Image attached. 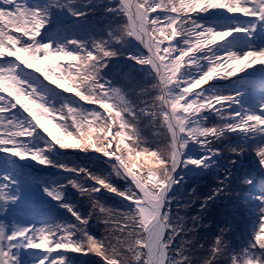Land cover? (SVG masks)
<instances>
[{"label": "snow or ice", "instance_id": "6c2138e0", "mask_svg": "<svg viewBox=\"0 0 264 264\" xmlns=\"http://www.w3.org/2000/svg\"><path fill=\"white\" fill-rule=\"evenodd\" d=\"M0 3L11 5L10 8H0V59L15 56V61L25 65L29 60L35 61L42 65L36 68V71L43 72L46 79L49 78V73L52 76L59 73L58 78L64 81L59 87L65 92L74 93L79 101L89 105H98L87 110H79L71 105H64L60 109L50 108L34 89L28 91L12 67H0V91L8 92V95L14 96L15 99L14 103L12 99L0 95V129L3 130L0 132V151L9 152L21 159L30 158L42 165L49 164L50 161L43 156V152L48 150L47 145L43 149H29L24 140L19 139L31 137L37 125L43 127V119L44 123L51 124L56 129V134L53 135L47 127H43L44 132L60 148L91 149L102 153L116 162L113 164V172L118 177L130 178L131 184L121 192L109 184L106 178L94 176L85 169H66L83 174L98 186L88 188L77 181H69L80 195L88 198L92 209L99 207L102 212L111 211L94 199L93 194L101 187L130 199L133 204L129 210L119 213L125 224L117 225L120 235L124 237H118L117 244L106 243L105 239L98 240L90 236L86 232V225L93 212L90 211L87 217L81 216L68 204L61 206L74 216L76 224L29 226L11 233H5L4 229L0 228V264H21L18 252L21 247L26 250H43L46 255L38 264H66V257L51 256L59 249L83 254L95 253L105 264H191V257L186 254L183 246L172 247L174 238L188 229L183 226V217L173 218L169 214V202L166 201L165 193L173 184L179 183L174 176L178 167L185 163L201 167L205 158L185 161L182 159V150L191 141L204 148L209 157L218 155L219 150L212 147V143L225 133H264V114L233 111L232 105L238 103V94L205 95L200 90L193 91L206 81H211L214 76L220 75L218 67H208V70L204 71L205 65L201 60L206 61L208 65L216 63L219 67H232V71L224 73L227 77H232L236 71H244V68L234 67V63L242 58L236 52L228 51L223 65L219 64L217 55L197 54L201 53L205 46L216 44V41L230 36L233 31L246 29L216 31L197 24L189 14L222 9L233 14L257 16L264 21V0H119L117 7L124 17V22L109 31L107 40L93 41L90 49L81 42L68 41L75 45L72 50L62 45L53 48L48 43L36 40L47 23L46 11L40 8L29 9L20 0H0ZM49 6L67 7L60 5L58 0H51ZM69 11L73 15H81L70 8ZM189 23L190 28L186 26ZM9 28L23 35L14 34ZM193 34L194 44L189 39ZM126 37H134L148 52L146 57L129 58L141 65L150 66L154 73L155 82L151 85V92L154 91L155 94L150 95V101L140 99L141 103L133 104L121 88L103 81L100 75L106 59L116 54L107 45L112 41L119 43ZM178 37L181 38L179 44L176 43ZM165 41L170 43L165 45ZM208 50L212 52V48ZM17 51L27 53L28 58L16 55ZM38 54H43V60H50L55 55L76 63L74 66L70 63L67 69H61L59 66L53 69L43 64ZM242 55L252 58L245 64V68L252 67L257 59L264 65V47L250 49ZM192 69H195V72ZM6 79L11 83L6 85ZM53 83L56 81L53 80ZM148 93L146 89H140V97L149 95ZM225 103L228 105L226 108ZM17 105L23 109V113L29 114L23 122L9 119L7 116ZM260 108L264 113V103ZM64 109H67L66 113ZM202 111L214 112L220 122L215 126H204L203 121L199 119ZM53 113L59 118L56 123H53ZM29 116L32 119H29ZM144 117L149 118L151 125L166 129V134L170 136L168 143L155 149L141 147L145 140L138 127V120ZM33 120L36 121L35 124ZM126 140L131 143H126ZM229 151L239 154L243 149L231 148ZM254 151L260 165L264 166V144L256 147ZM142 157L145 158L146 164H154V167L148 168L146 177L138 175L136 171L138 161ZM243 183L251 181L246 179ZM221 191L222 188H217L213 195ZM46 192L58 201L62 198L57 189H46ZM4 199L5 197L0 195V200ZM10 199L15 200L14 197ZM257 199L261 201L258 210L259 221H264V195L258 196ZM196 219L198 217H193V220ZM137 228L142 229V233L138 232ZM223 231L222 229L221 236L216 238L210 255L203 264H213L214 259L226 255L229 264H264L261 259L264 257V247L259 243L264 240L261 239L264 223H260V233H256V228L254 229L255 243L250 241L248 248L234 254L227 251ZM77 233L79 238L74 239ZM183 244L182 240L181 245ZM256 244H259L262 250L259 255L252 251ZM125 245L126 248L123 247Z\"/></svg>", "mask_w": 264, "mask_h": 264}, {"label": "trees", "instance_id": "16d2710c", "mask_svg": "<svg viewBox=\"0 0 264 264\" xmlns=\"http://www.w3.org/2000/svg\"><path fill=\"white\" fill-rule=\"evenodd\" d=\"M20 2L29 9L40 8L42 11L47 12V23L41 29L36 40L48 43L53 48L62 45L67 47L68 50H72L75 45L68 43V41H77L90 49L93 41L107 40L109 31L124 22L122 14L116 13L118 0H71V2L69 0H58L60 5H67V7H51L49 6L51 0H20ZM5 7L10 8L11 5L5 6L0 3V8ZM69 8L81 13V15H73ZM200 13L203 15L220 13L225 14V16L233 14L222 9H210ZM76 19L77 21L74 23L65 24ZM192 20L216 31L234 30L236 28L246 29V31L232 32L235 33L237 53L241 57L246 52V50H243L244 48L248 51L264 47L263 45L259 48L254 47L257 40L253 32L258 22L256 19L211 22L192 17ZM186 26L190 28L191 23ZM262 29L264 31V22ZM9 31L16 35H23V33H15L12 28H9ZM25 39H28V37H25ZM107 47L116 54L105 61V67L100 73L103 81L121 88L127 99L133 104L141 103L140 99L150 101V95L155 94L154 91L151 92V85L155 82V76L151 69H147L145 66L136 63L134 59L129 58L145 57L139 53L133 37H126L119 43L112 41ZM16 55L25 59L28 58V54L22 51H17ZM38 55L41 56L43 64L53 69L57 66L61 69H67L70 63L73 66L76 63L55 55L50 60H43V54ZM41 66V64L32 60H29L27 65L21 64L20 61H15V56L0 59V67H12L15 75L25 83L28 91L34 89L36 94L42 97L43 102L50 108L60 109L64 105H71L79 110L90 109L80 105L72 96L64 97L62 93H70L59 87L60 84L64 83L63 80L58 78L59 73L56 76L49 73V78L46 79L43 72L36 71V68ZM260 67H256V69L264 72V66ZM72 71H74V67ZM64 74L67 75V72ZM53 80L56 83H53ZM241 82L246 87L250 99L256 101L258 106L264 103V79L255 81L249 78L243 79ZM4 83L7 85L11 81L6 79ZM140 89H146L149 95L140 97ZM222 93H224L223 90ZM0 95L12 99L15 103L14 96H9L8 92L0 91ZM84 103L88 104L87 102ZM64 111L66 113L67 109H64ZM247 112L249 114H263L261 108L254 111L248 108ZM7 116L9 119H15L18 122L25 120L20 117V111L13 112L12 110ZM53 117V123H56L59 119L57 114L53 113ZM219 122V120H216L214 123H205V126H214ZM41 123L53 135L56 134V129L51 124L44 123L43 119ZM68 123L70 124L71 121L69 120ZM43 127H41L42 130ZM138 127L145 140V144H142L141 147L147 146L155 149L157 146L168 143L170 139V136L166 134V129L161 128L159 125H151L148 117L139 119ZM2 131L0 129V132ZM19 139L24 140L29 149H43L47 145L48 150L43 152V156L50 163L42 165L30 158L21 159L9 152L0 151V193L5 197L2 200V209L8 217L7 233L29 226L76 224L77 221L74 216L61 206L62 204H68L72 205L74 211L79 212L81 216L87 217L90 211L93 212L86 225V232L90 236L98 240L105 239L106 243L110 242L111 244H117L118 237L119 239L124 238L117 228V225L123 226L125 224L124 218L119 213L129 210L133 205L123 200L116 192L100 188L99 191L93 194L95 200L104 205L106 209H111V211L102 212L99 207L92 209L88 198L80 195L77 189L69 183V181H77L88 188L98 187L83 174L71 171L75 174L61 175L53 179L47 177L44 173L31 171L26 165L17 166L12 160L15 157L35 168H48L51 170L85 169L94 176L106 178L109 184L123 192L131 182L128 179L118 177L113 172V163L82 156H59L44 141H36L34 133L31 137H20ZM125 142L131 143L127 140ZM262 144H264V133H261L259 143L250 145L235 143L234 137L225 133L219 140L212 143V147L219 150L218 158L212 166L204 173H187L180 180V187H177V191L169 199L167 206L170 208L169 214L173 218L176 216L183 217V226L188 231L179 233L174 238L172 247L183 246L186 249V254L191 257V264H203L204 260L210 255V249L215 244L216 238L221 236L222 229L224 230L223 240L226 242L227 251L230 254L248 248L252 240L255 243L254 236L256 233H260V223H264V221H259L260 213L258 210L261 207V201L257 199L258 196L264 195V166L260 165L254 149ZM57 146L61 151L78 150L86 154L95 152L91 149H62L59 145ZM231 148H242L243 151L237 154L229 151ZM98 154L104 156L102 153ZM149 167H154L153 162L146 164L145 158L142 157L138 161L136 171L138 175L146 177ZM246 179L250 180L251 183H243ZM217 188H222L223 191L213 195L214 190ZM46 189L49 191L57 189L61 192L62 198L59 201L53 199L47 194ZM11 197H14L15 200L10 199ZM208 197H211V199H207ZM193 217H198V219L193 220ZM255 228L256 233H254ZM136 230L142 233V229L137 228ZM261 235V239H264V233H261ZM73 238L78 239L79 234L77 233ZM182 240L184 241L183 245H181ZM123 247L126 248V245ZM56 251L51 256L62 255L66 257V264H105L104 260L95 253L83 254L67 252L63 249ZM141 251L144 250L141 249ZM252 251L259 255L262 250L259 248V244H256L255 249H252ZM18 252L21 264H38L41 258L46 255L43 250H26L23 247ZM172 254L174 255V253ZM261 259L264 260V257H261ZM213 264H229V258L227 255L218 257L213 260Z\"/></svg>", "mask_w": 264, "mask_h": 264}, {"label": "rangeland", "instance_id": "374dc122", "mask_svg": "<svg viewBox=\"0 0 264 264\" xmlns=\"http://www.w3.org/2000/svg\"><path fill=\"white\" fill-rule=\"evenodd\" d=\"M118 2H119V0H118ZM218 14L220 15V13H218ZM218 14H216V15H218ZM194 15L198 16V17H201V16L205 17V15H203L200 12L199 13L194 12ZM221 15H225V14H221ZM232 15L238 16L237 14H232ZM240 15H242V14H240ZM221 18H224V17L222 16ZM252 18L253 19L257 18L258 20H260V18L257 16H254ZM258 24H260V22ZM253 32H254V30H253ZM255 34H256V39H257L256 41L257 42L255 43L254 47L259 48L260 45H263V43H264V32L260 28H257V29H255ZM230 38L235 39L236 38L235 34L232 33L230 36L224 37L222 40L216 41V44H213L210 46H205L202 49V52L198 53L197 55H199V56H208V55H213V54L217 55V57L219 59V64L223 65L225 63V57L227 56L226 55L227 51H232V52H236V53L238 52L237 51V44L234 43L232 45L230 43ZM189 39H190L191 43L194 44L195 43V34H193ZM180 40H181V38L178 37L176 43L179 44ZM235 41H236V39H235ZM167 42L165 43V45L170 43L169 41H167ZM248 42H249V40H248ZM209 48H212V52H210L208 50ZM243 50L247 51L246 48H244ZM251 59H252L251 57H242L241 59L237 60L234 63V67L236 69L244 68V71L243 72L236 71L232 77H227L226 75H224L225 72L232 71V67H229V66L219 67V65L218 64L216 65V63L208 65L206 61L201 60V63L205 65L204 71H207L208 67H218L220 75L214 76L211 81H206L205 84L198 86L200 88V91H202L205 95L238 94V95H236V99H237L238 103H235L232 105V110L236 111V112H247L248 108L252 109L253 111L256 109H259L260 106H258V103L256 101L250 99L249 93H248L246 87L241 82V80H243L244 78L245 79L252 78L255 81H260V79H261L260 78L261 75H259V74L262 71L257 70L256 67L259 68L260 66H264V65L259 63V59H257L256 61L253 62L252 67H249V68L244 67L245 64ZM228 63L232 64V62H228ZM192 71L195 72V69H192ZM262 74H264V73H262ZM222 90L225 94L222 93ZM227 106H228L227 103H225L224 107L226 108ZM217 107H218V105H217ZM21 110L22 109H20V111ZM199 119H201L203 121L204 126L206 125L205 123H209V122L214 123L216 120H219L218 116L214 112H211V111H202L199 114ZM41 134L44 136H40V140L42 139V141H44L46 144L50 145V147L52 148V150L55 154H57L59 156H80V155L76 154L77 152H80L78 150L61 151L60 149H58L57 144L55 146V142L53 145L52 143H48L46 141L47 138L49 140L52 139L50 136H48L47 133L41 132ZM227 134L232 135L234 137V140H236L237 143H240V144L250 145V144L259 143V141H261V133L234 131V132H228ZM35 135L38 136V134H35ZM73 153H75V154H73ZM183 155L185 156L184 157L185 159L205 158L204 159V165L201 167H196L197 171H193V172H197V173H204L208 168H210L212 166V164L218 158L217 155H215V154H213L209 157V154L207 153V151L204 148H202L199 144L191 142V141H189L187 143L186 147L183 149ZM107 158L110 159L109 157H107ZM15 159H16V161H18L17 158H15ZM24 163L26 164V166H32L29 163H26V162H24ZM15 164L17 166L20 165L18 163H15ZM243 164H246V163H243ZM192 166L193 165L188 164V167H189L188 172H192V171H190V168H192ZM176 178L178 179V177H176ZM179 183H180V181H179ZM179 183H178V186H179ZM172 186H174V184ZM0 195H2V194L0 193ZM120 197L122 199H124V197H122V196H120ZM250 197H252V196L250 195ZM0 228H3L5 233L8 229V217L6 216L5 212L2 209V200H0Z\"/></svg>", "mask_w": 264, "mask_h": 264}, {"label": "bare ground", "instance_id": "6f19581e", "mask_svg": "<svg viewBox=\"0 0 264 264\" xmlns=\"http://www.w3.org/2000/svg\"><path fill=\"white\" fill-rule=\"evenodd\" d=\"M133 41H134V43H135V45L139 51L148 55V52L144 48V46L139 41H137L134 37H133ZM227 52H226V55H227ZM199 90H200V88L198 87L197 89H194L193 91H199ZM184 157L185 156L183 155V150H182V159L187 161L188 159H185ZM188 169H189L188 164L185 163L184 165H182L176 169L174 176L178 177V180L180 181L186 175V173L188 172ZM190 171H197L196 166H192V168H190ZM177 187H178V183H175L174 186H171L169 191L167 193H165L166 201H169V199L172 197V195L177 191Z\"/></svg>", "mask_w": 264, "mask_h": 264}, {"label": "water", "instance_id": "95a60500", "mask_svg": "<svg viewBox=\"0 0 264 264\" xmlns=\"http://www.w3.org/2000/svg\"><path fill=\"white\" fill-rule=\"evenodd\" d=\"M118 12H119V10H118ZM207 20V19H206ZM76 20H73V21H71L70 23H68V24H71V23H73V22H75ZM143 53V52H142ZM144 54V53H143ZM146 55V54H145ZM147 68H149V66H147ZM72 94H70V95H65V97H69V96H71ZM76 100L81 104V105H84L85 107H88V108H91V107H93V106H91V105H87V104H85L83 101H79L78 100V97H76ZM26 115L27 114H25V113H22V116L26 119ZM29 119H31L30 118V116H29ZM32 122H34V121H32ZM42 136V135H41ZM45 138V137H44ZM48 143H52L53 145H54V142L52 141V140H49L48 138H47V140H46ZM56 145V144H55ZM68 153V152H67ZM72 154V153H71ZM73 154H75V153H73ZM76 154H78V155H80V156H83L84 158H92V157H94V158H99L100 160L101 159H103V160H105V161H108V162H111V163H116L114 160H112L111 158L110 159H108L107 157H102L101 155H99V154H97V153H95V154H90V155H87V154H84V153H80V152H77ZM38 172H40L41 170H37ZM49 174H48V176H50L51 178H55L56 176H58V175H60V174H68V173H70V172H63V171H60V172H50V171H47ZM124 200L125 201H127L128 203H130V204H132V201L130 200V199H125L124 198Z\"/></svg>", "mask_w": 264, "mask_h": 264}, {"label": "clouds", "instance_id": "9594fccd", "mask_svg": "<svg viewBox=\"0 0 264 264\" xmlns=\"http://www.w3.org/2000/svg\"><path fill=\"white\" fill-rule=\"evenodd\" d=\"M259 243L261 247H264V240H260Z\"/></svg>", "mask_w": 264, "mask_h": 264}]
</instances>
